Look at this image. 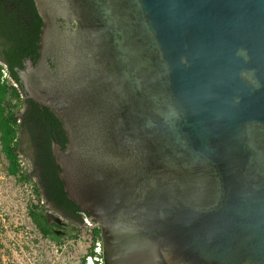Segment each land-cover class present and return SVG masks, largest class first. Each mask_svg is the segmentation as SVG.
I'll return each mask as SVG.
<instances>
[{
  "label": "water",
  "instance_id": "95a60500",
  "mask_svg": "<svg viewBox=\"0 0 264 264\" xmlns=\"http://www.w3.org/2000/svg\"><path fill=\"white\" fill-rule=\"evenodd\" d=\"M35 1L19 74L107 264H264V0Z\"/></svg>",
  "mask_w": 264,
  "mask_h": 264
},
{
  "label": "trees",
  "instance_id": "16d2710c",
  "mask_svg": "<svg viewBox=\"0 0 264 264\" xmlns=\"http://www.w3.org/2000/svg\"><path fill=\"white\" fill-rule=\"evenodd\" d=\"M42 27L43 20L41 18L40 22H36L32 26L31 31L17 28L6 32L0 29V38L4 46L0 59V144L2 152L9 162V173L17 176L19 181L32 179L29 172H25L21 165V123L18 113L22 105L27 102L25 99L27 91L24 83L20 80L19 72L24 68V58L38 55ZM3 69L7 71V78L3 77ZM33 101V99L30 100L31 103ZM46 115L54 125L56 140L63 141L64 136L59 132L62 125L60 120L49 108H46ZM35 118L38 121V116H35ZM47 139L48 137H46V145L50 148V140ZM41 162L44 166L42 182L45 191L43 194L40 188L37 185L35 186L39 204H31L29 215L44 237L55 238L58 236L56 229L60 228V225L48 215V210H54L76 227L83 226L84 216L89 215L68 198L60 178V167L56 166L51 150H48V155L46 154V157L44 155ZM50 202L53 204V208L47 207ZM93 237L94 241L101 240V230L98 226L93 229ZM89 253L93 255L94 250H90ZM104 262L107 264L105 257ZM81 264H87L85 257L82 259Z\"/></svg>",
  "mask_w": 264,
  "mask_h": 264
},
{
  "label": "rangeland",
  "instance_id": "374dc122",
  "mask_svg": "<svg viewBox=\"0 0 264 264\" xmlns=\"http://www.w3.org/2000/svg\"><path fill=\"white\" fill-rule=\"evenodd\" d=\"M21 165L28 172L24 158ZM8 167L0 144V264H81L93 249V229L76 227L51 209L48 215L61 227L55 238L44 237L29 215L31 204H39L33 180L19 181Z\"/></svg>",
  "mask_w": 264,
  "mask_h": 264
},
{
  "label": "flooded vegetation",
  "instance_id": "af4514ba",
  "mask_svg": "<svg viewBox=\"0 0 264 264\" xmlns=\"http://www.w3.org/2000/svg\"><path fill=\"white\" fill-rule=\"evenodd\" d=\"M41 18L42 17L35 0H0V29H3L6 32L12 31L13 29L17 28L23 29L25 31H31L32 26L36 22H40ZM58 23L60 29H63L66 25V21H64L63 19H58ZM3 49L4 46L0 38V59ZM40 51L41 42L37 56L32 55L23 59L24 68L22 70L26 69L29 60L33 62L35 61L34 63L37 62L40 57ZM20 80L23 83L25 82L23 76H20ZM25 99L27 100V102L22 105L21 110L18 113V117L21 123V156L28 163V172L34 182V185H37V187H39L44 194L45 188L42 182L44 166L41 162V159H43L44 155L45 157L46 154L48 155V150H51L55 164L57 167L59 166L56 162L53 150V140H56L54 135L55 128L53 123L46 115L47 107L31 98L28 93H26ZM32 99L34 100L33 103L30 102V100ZM35 116H38V121L36 120ZM60 129L59 132L63 134L64 140L56 141L63 147H66L67 135L62 125L60 126ZM46 137H48V139L50 140V148H48V146L46 145ZM47 207L53 208V204L50 202L48 203ZM58 224L60 225V222H58ZM59 231L60 228L56 229L57 233Z\"/></svg>",
  "mask_w": 264,
  "mask_h": 264
},
{
  "label": "built area",
  "instance_id": "2783aa9c",
  "mask_svg": "<svg viewBox=\"0 0 264 264\" xmlns=\"http://www.w3.org/2000/svg\"><path fill=\"white\" fill-rule=\"evenodd\" d=\"M2 72L5 74L4 78L8 77L7 71L5 69L2 70ZM84 225L91 227L92 229H94V227H96V225H94L93 221L88 219L87 216H84ZM93 250H94V254L93 255H88L86 257V263L87 264H105L104 262V252H103V247H102V241L100 239H97L94 243H93Z\"/></svg>",
  "mask_w": 264,
  "mask_h": 264
}]
</instances>
